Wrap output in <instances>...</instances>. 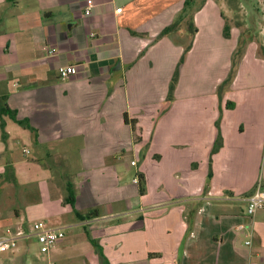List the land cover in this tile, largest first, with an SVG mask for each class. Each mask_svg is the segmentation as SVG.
I'll return each mask as SVG.
<instances>
[{"label": "crops", "instance_id": "crops-1", "mask_svg": "<svg viewBox=\"0 0 264 264\" xmlns=\"http://www.w3.org/2000/svg\"><path fill=\"white\" fill-rule=\"evenodd\" d=\"M86 1L0 0V97L30 126L2 118L0 231L43 222L65 234L48 254L23 240L0 264H264V208L249 218L238 200L264 189V34L234 25L232 62L241 55L228 101L222 109L214 95L206 108L184 91L218 59V5L202 0L191 29L184 19L160 36L185 0H92L83 17ZM67 66L77 73L61 80ZM163 104L154 146L126 184L116 158L127 143L143 144L141 120L149 129Z\"/></svg>", "mask_w": 264, "mask_h": 264}, {"label": "rangeland", "instance_id": "rangeland-1", "mask_svg": "<svg viewBox=\"0 0 264 264\" xmlns=\"http://www.w3.org/2000/svg\"><path fill=\"white\" fill-rule=\"evenodd\" d=\"M201 1L202 0H194V10L199 5H201ZM211 3L219 6L218 9H220L219 11L226 20L225 23L229 25L230 28L228 31V36L225 37L223 35V28L225 25H220V39L218 45L219 54L217 61L214 62V64L204 62L203 67L198 70V75L195 77L198 80V84H195L194 86H188L184 91L185 97H193L196 100V102H194L195 104L204 106L206 108H209L206 103H211V100L214 99V95L216 99L215 103L217 105H225L228 101L227 98L229 95V89L227 88V86L230 85V83H228V80L229 78H233L235 76L239 64V53L241 55V50H238V52L234 56V61H236L234 63L232 62V51L236 44V33L238 32L236 27L238 26L243 30L246 29L245 32H252L253 34L256 32L255 28L257 27V38L259 37L258 35H260V32L261 36L264 34V29H261V26L264 27V0H211ZM190 21L191 16L187 17L186 21L182 23H184V25L187 24L186 27L188 28ZM234 25L236 27H234ZM245 70L246 68H244L241 72L239 79L244 77V74L246 73ZM259 76L260 75L258 74L257 77L260 78ZM215 86L216 90L214 91L213 87ZM219 88H221L222 90L221 93H218ZM157 99V95H155L154 98L151 99V102H155V100ZM150 104L149 109L151 108ZM164 105L165 104H163V106L158 110V116L153 118V120L150 122L151 127L149 129H147V126H145V123H143V120H141L142 124L139 126L138 130L141 134V142H143V144L127 143L124 147L123 153L116 158L118 167L122 172L123 181L126 184L131 183V179L138 168L132 166L130 162L135 161L138 166L142 165L146 159L147 151L151 150L154 146V144L152 143V139L154 136L153 130L156 122L159 119V116L162 115L165 111ZM149 109L143 107L140 109V111L148 113ZM162 131L164 133V128H162ZM123 136L126 137L125 133ZM135 140H139V138L136 136ZM159 145H164L162 134ZM70 156L72 160H76L78 158L77 151H73ZM150 168H152V170H160V167L156 166L155 164H153ZM36 198V193H34L29 197V201L37 200ZM15 204L17 203L15 202Z\"/></svg>", "mask_w": 264, "mask_h": 264}, {"label": "built area", "instance_id": "built-area-1", "mask_svg": "<svg viewBox=\"0 0 264 264\" xmlns=\"http://www.w3.org/2000/svg\"><path fill=\"white\" fill-rule=\"evenodd\" d=\"M93 1L87 0L83 9V17H89L93 9ZM120 12V9L116 10ZM48 53H54V49L45 48ZM77 71L75 66H67L60 70L59 78L61 80L68 79L71 75H76ZM132 166H136L135 161H131ZM134 183L138 184V178L135 177ZM231 200L230 197L226 198ZM238 200L246 202V215L253 218L255 214L264 208V189L257 186L255 191L247 197H239ZM63 229H55L45 226L43 222H35L31 225L30 230L26 231L19 228L8 227L0 231V256L4 253L12 252L17 249L20 242L23 240L34 237L39 246L41 254H48L55 245L64 238ZM250 242L247 241L248 245ZM53 264V263H50Z\"/></svg>", "mask_w": 264, "mask_h": 264}, {"label": "trees", "instance_id": "trees-1", "mask_svg": "<svg viewBox=\"0 0 264 264\" xmlns=\"http://www.w3.org/2000/svg\"><path fill=\"white\" fill-rule=\"evenodd\" d=\"M9 1H11V0H9ZM194 3H195L194 0H185L179 18L175 22H173L170 26L166 27L163 31H161L160 36L166 35L169 32L173 31L178 26V24L181 21H183L187 17L191 16L193 14V11H194V8H195L194 7ZM201 4H202V2H201ZM191 27H192V25L189 23L188 28L191 29ZM228 31H229V26H228V24L225 23V26L223 28V35L225 37L228 36ZM182 61H183V57L181 58L179 64L177 65V67H176V69L174 71L173 77L171 79V82H170V85H169L168 101H170V99L172 97V93H173L175 84L177 82L178 74H179V65L182 63ZM226 107H227V105H226ZM4 116H8V118L10 120H12L14 123L18 124L19 126L25 128V129H30V126H29V123H28L27 119H18L17 116H16V112L11 110L7 106V104L5 103V98L4 97H0V119H1L0 127H1V130H2V133H3L2 134L3 137H4V132H3L4 121H3L2 118ZM123 119H124L125 124L129 125L131 127V130L134 132L135 131L136 120H134V119H130L129 120L126 114H124ZM221 146H222L221 138H220V136H218L217 140L215 141L214 146H213V148L211 150V154L216 153L221 148ZM209 176H210V174H209ZM138 185H139V192L142 193L143 192V187L139 183H138ZM74 201H75L74 190H73L71 185H68L66 187L65 202L67 204H69L71 207L74 208ZM95 213H96V211H91V212L87 213L86 215L81 216L80 219L81 220L87 219V218L91 217L92 214H95ZM91 243L97 249L99 254L102 256V251L98 247L96 242L91 240ZM103 264H106L105 258L103 259Z\"/></svg>", "mask_w": 264, "mask_h": 264}]
</instances>
